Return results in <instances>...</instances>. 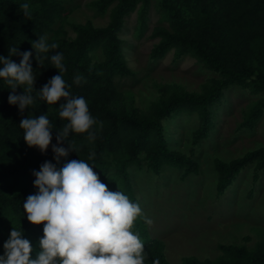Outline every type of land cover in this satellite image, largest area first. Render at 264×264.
I'll use <instances>...</instances> for the list:
<instances>
[{
	"label": "trees",
	"instance_id": "trees-1",
	"mask_svg": "<svg viewBox=\"0 0 264 264\" xmlns=\"http://www.w3.org/2000/svg\"><path fill=\"white\" fill-rule=\"evenodd\" d=\"M24 3L30 6L27 16L21 9ZM139 4L142 6L138 31L142 34L151 0H95L91 6L101 15L109 14L108 25L73 24L75 37L71 38L62 26L55 28L66 18L58 0H0V56L8 58L12 47L20 53L31 51L30 63L35 75L32 92L35 102L23 112L18 105H9L11 89L0 79V256L4 255L3 245L14 228L30 241V258H37L43 224H30L23 204L29 195L38 192L33 171H39L45 161L59 170L68 160L82 159L93 167L110 191H120L139 204L131 184L130 168L146 169L157 177L165 167L183 170V179L199 172L193 155L169 145L168 123L174 118L194 116L198 121L191 142L194 154L195 148L208 140L217 126L225 91L238 88L258 98L244 111L240 129H254L264 117V0H157L160 22H166L168 28L159 25L154 29L152 38L160 41L152 50L151 59L161 60L174 49L175 62L190 56L215 77L202 93H190L177 86L175 93L149 109L128 103L116 86L118 79L133 75L125 59L120 32L125 18ZM41 36L57 44L56 49L41 54L48 57L42 66L37 63L32 48V43ZM57 52L63 55L66 71L62 76L67 90L73 97L83 96L90 114L103 124L90 129L95 133V140L91 142L87 133L70 132L60 146L67 149L70 144L73 151L61 158L59 164L54 159L52 146L57 144V132L67 124L58 114V108L65 101L49 105L36 92L59 75L50 63L51 55ZM11 59L19 64L21 56L13 55ZM78 75L83 77L79 84L74 82ZM169 90L170 87L166 92ZM16 94H23V88H17ZM41 114H47L52 123V140L45 153L28 147L19 127L22 119L38 118ZM90 153L95 154L93 159L88 158ZM214 166L218 176L216 194L220 199L249 168L253 169L254 183L263 178L264 145L228 163L216 159ZM255 192L253 187L250 195ZM147 224L142 212L132 228L144 244L145 264H153L155 260L159 264H172L165 254L164 242L149 236ZM219 251L215 260L190 257L180 264H264V239L252 247L222 244Z\"/></svg>",
	"mask_w": 264,
	"mask_h": 264
},
{
	"label": "rangeland",
	"instance_id": "rangeland-1",
	"mask_svg": "<svg viewBox=\"0 0 264 264\" xmlns=\"http://www.w3.org/2000/svg\"><path fill=\"white\" fill-rule=\"evenodd\" d=\"M58 1L65 9L66 18L55 28L62 26L71 38L75 37L73 24L92 22L96 27H105L110 21L108 13L101 15L91 6L95 0ZM141 6L139 4L125 18L120 32L125 59L133 72L131 77L116 82L125 100L138 108L149 109L175 93L177 86L190 93H202L215 74L196 59L188 56L175 62L174 49L161 60L151 59V52L160 41L152 38L154 29L159 25L168 28V24L160 22L157 0H151L146 11V28L140 34ZM168 87L170 90L166 92ZM256 100L258 98L238 88L225 91L217 126L211 137L195 148L194 154L191 142L198 127L195 117L179 116L168 123L170 147L193 155L199 165L198 174L183 179V170L165 167L157 177L146 169L130 168L131 184L139 206L146 221L151 220L147 224L149 236L164 242L165 254L172 264H180L190 257L215 260L222 244L252 247L264 239V176L254 183L253 169L245 170L227 195L219 199L214 166L216 159L228 163L264 145V117L254 129L239 128L244 111ZM253 187L256 192L251 196Z\"/></svg>",
	"mask_w": 264,
	"mask_h": 264
},
{
	"label": "clouds",
	"instance_id": "clouds-1",
	"mask_svg": "<svg viewBox=\"0 0 264 264\" xmlns=\"http://www.w3.org/2000/svg\"><path fill=\"white\" fill-rule=\"evenodd\" d=\"M29 7L28 3L21 5L25 16L29 14ZM32 48L37 63L42 66L48 57L41 54L56 49L57 44L49 43L47 37L41 36L32 43ZM13 55L21 56L19 64L11 59ZM31 57V51L20 53L16 47L9 49L8 58L0 56V79L11 89L8 103L18 105L21 112L35 102ZM50 63L59 75L53 76L36 92L49 105H56L62 99L65 101L58 108V114L67 124L57 132V144L52 146L54 159L59 164L61 158L68 157L73 151L70 144L67 149L60 146L70 132L87 133L91 142L95 140V133L90 129L103 124L90 114L83 96L73 97L67 90L62 76L66 71L62 53L51 55ZM82 79L78 75L74 82L79 84ZM17 88H23V94L17 95ZM19 127L28 147L37 148L41 153L47 151L52 140V123L47 114L22 119ZM94 155L90 153L88 158L93 159ZM33 175L38 192L27 197L23 209L30 224H43L40 251L36 259L30 258V241L22 238V231L12 228L3 245L0 264H145L144 244L132 231L134 222L142 214L139 204L120 191H110L87 162L68 160L58 170L53 163L45 161ZM153 264H159V261L155 260Z\"/></svg>",
	"mask_w": 264,
	"mask_h": 264
}]
</instances>
